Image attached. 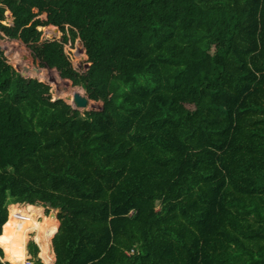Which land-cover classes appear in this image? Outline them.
Segmentation results:
<instances>
[{"label":"trees","instance_id":"obj_1","mask_svg":"<svg viewBox=\"0 0 264 264\" xmlns=\"http://www.w3.org/2000/svg\"><path fill=\"white\" fill-rule=\"evenodd\" d=\"M34 9L125 76L83 75L63 42L0 22L62 78L112 94L82 115L0 55V240L9 202L50 203L54 264H264V0H0V16ZM27 253L42 264L35 242Z\"/></svg>","mask_w":264,"mask_h":264},{"label":"rangeland","instance_id":"obj_2","mask_svg":"<svg viewBox=\"0 0 264 264\" xmlns=\"http://www.w3.org/2000/svg\"><path fill=\"white\" fill-rule=\"evenodd\" d=\"M34 11V15L29 14V17H22L24 13L15 17L9 10H6L0 16V22L6 25L21 24L19 31L27 28L38 29L40 31L39 42L45 40H58L63 42L71 66L83 75L89 76L93 69L104 67L116 75L125 76L113 55H107L112 59L111 63L106 61L107 56H97L95 61H90L87 53L88 41L81 36L77 28L71 25H66L64 29L53 24L46 25L44 24V21L47 19L46 13L40 15L36 9ZM25 18L31 19L29 25H26ZM0 55L13 67L16 75H22L30 81H38L47 85L52 100L56 102L65 101V105L71 111H77L84 115L90 112L105 111L107 109L108 101L112 97V94L107 97L96 98L93 95L95 90L92 86L74 85L72 80L62 78L58 71L42 64L39 59L34 58L29 44L25 43L19 34L17 37H8L0 31ZM17 66H20L21 70L18 71L16 69ZM32 206V208H28L25 203H8L9 218L12 212L14 221L7 227L5 237L0 240V247L4 250L3 261L10 264H22L20 254L23 253L25 233L28 228L37 227L39 229L38 231L33 229L26 233V258L24 262L26 259L29 261L32 259L27 253V245L33 241L41 247L42 260L46 264H49L48 257L49 255L52 256L53 252L52 239L60 225L59 219L57 218L58 208L45 206L41 203ZM159 207L160 205L157 203V208ZM53 221L56 222V225L53 228V233L50 235ZM37 234L39 235V242L36 240ZM27 260L26 263L29 262ZM32 263L31 261L30 264Z\"/></svg>","mask_w":264,"mask_h":264},{"label":"crops","instance_id":"obj_3","mask_svg":"<svg viewBox=\"0 0 264 264\" xmlns=\"http://www.w3.org/2000/svg\"><path fill=\"white\" fill-rule=\"evenodd\" d=\"M2 233V232H1ZM37 246H38V248H39V251H40V253H38L39 255L37 256L40 260H41V262H42V264H45L44 263V260H42V257H41V247L38 245V243H37ZM31 257V256H30ZM49 264H54L55 263V261H56V256H55V253H54V250H53V252H52V256L51 255H49ZM27 260V259H26ZM25 260V261H26ZM32 260V259H31ZM27 261H29V260H27ZM30 263H31V261H29ZM25 263V262H24ZM33 264V263H32Z\"/></svg>","mask_w":264,"mask_h":264},{"label":"water","instance_id":"obj_4","mask_svg":"<svg viewBox=\"0 0 264 264\" xmlns=\"http://www.w3.org/2000/svg\"><path fill=\"white\" fill-rule=\"evenodd\" d=\"M16 69L19 71V70H21V67L20 66H17L16 67ZM54 70H56L55 68H53ZM120 74V73H119ZM66 79V78H65ZM102 112V111H101ZM48 204V206H50V203H47Z\"/></svg>","mask_w":264,"mask_h":264},{"label":"built area","instance_id":"obj_5","mask_svg":"<svg viewBox=\"0 0 264 264\" xmlns=\"http://www.w3.org/2000/svg\"><path fill=\"white\" fill-rule=\"evenodd\" d=\"M25 264H30L29 262L25 263Z\"/></svg>","mask_w":264,"mask_h":264},{"label":"bare ground","instance_id":"obj_6","mask_svg":"<svg viewBox=\"0 0 264 264\" xmlns=\"http://www.w3.org/2000/svg\"><path fill=\"white\" fill-rule=\"evenodd\" d=\"M25 263H26V261H25ZM25 263H24V264H25Z\"/></svg>","mask_w":264,"mask_h":264}]
</instances>
